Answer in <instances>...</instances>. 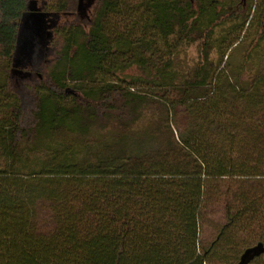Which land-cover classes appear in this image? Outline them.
<instances>
[{"label": "trees", "instance_id": "1", "mask_svg": "<svg viewBox=\"0 0 264 264\" xmlns=\"http://www.w3.org/2000/svg\"><path fill=\"white\" fill-rule=\"evenodd\" d=\"M74 3L46 5L75 19L26 106L3 69L28 0H0V264H238L264 244V0ZM133 66L147 76L116 74ZM151 109V134L127 132ZM108 120L120 134L80 155Z\"/></svg>", "mask_w": 264, "mask_h": 264}, {"label": "rangeland", "instance_id": "2", "mask_svg": "<svg viewBox=\"0 0 264 264\" xmlns=\"http://www.w3.org/2000/svg\"><path fill=\"white\" fill-rule=\"evenodd\" d=\"M37 5L41 11L45 12H50L47 7L53 3L54 0H36ZM45 4V7L43 5ZM94 3V2H93ZM46 5H48L46 7ZM91 7V6H90ZM90 7H88L84 15L82 16H87L90 13ZM77 0H75L74 3V12L77 13ZM75 19L74 14H57L56 16H50V20L55 22V26L53 29L51 28L50 30L52 31V38L47 39V41H43L44 44H34L31 48V51L24 52L25 50L20 47L19 52L17 51L18 44L16 51L13 55V59L11 60L9 66L3 71L5 72V80L7 82V87L8 90L11 91L12 93H15L17 97L25 104L26 106H32L34 104V97H35V87L39 85L40 82V71H44L46 67V63L50 59H53L55 56V50L59 46V41L60 38L56 35L55 33V28H59L63 25L68 26L71 24ZM36 40L34 39L33 42ZM22 45V42H20V46ZM23 49V50H22ZM241 53V52H240ZM243 54L244 51L242 52ZM215 53L212 52L211 57H215ZM199 58V51L195 48V46H191L185 51H183L178 59L179 61L184 65L188 66L193 64L197 59ZM235 59H238L237 61L240 60V54L238 53L237 55L233 56V60H231V65L230 68L234 66ZM259 61H260V70L264 72V50L260 52L259 54ZM249 67L251 68L252 65ZM258 67V66H257ZM179 68V66L177 67ZM230 71V70H229ZM253 72L254 70L249 69L247 72ZM120 78L129 81L131 77H146L147 75L143 73V71L139 70L136 67H130L123 72H117L116 73ZM252 78V76H249ZM242 80H246L247 77L246 75L243 74L241 77ZM126 85V83H124ZM19 91H18V90ZM134 91H139L142 93H145V91H149V87L144 85V83L138 84V86H135L133 88ZM262 91H264V87H261ZM150 94V93H149ZM69 101V100H68ZM151 110L147 111V115L145 118L140 122L141 124L137 126L131 127V129L127 132L131 133V135L135 134H142L141 132H146L145 134H148L151 130ZM190 117L181 110L178 111V113L172 117H170V124L171 128L173 130V134L177 136L179 131H182L185 129L189 122H190ZM149 128V129H148ZM153 129V126H152ZM120 134V130L118 128V125H116V120H108L105 125H100L97 124L93 129H91L85 136V142L86 144L84 146V149L79 152L80 155L85 154L86 152L90 151H96L103 149L104 143H109V141L113 140L114 138L117 137V135ZM162 134V133H161ZM55 139L58 140L59 142L62 143H72L73 144H78L75 137L73 135H67L63 132L58 133V135L55 136ZM79 147V146H78ZM86 149V150H85ZM89 154V153H88ZM215 231H211V229H208V231H204L202 234V238L204 239L205 242L209 243L211 239L214 237ZM206 244V243H204Z\"/></svg>", "mask_w": 264, "mask_h": 264}, {"label": "water", "instance_id": "3", "mask_svg": "<svg viewBox=\"0 0 264 264\" xmlns=\"http://www.w3.org/2000/svg\"><path fill=\"white\" fill-rule=\"evenodd\" d=\"M95 0H78L77 9L78 11H83L90 7ZM48 12H41L38 10L37 1L36 0H28L27 12L23 15L21 24L19 26V32L17 37L19 52L20 42L22 36V30L27 29L31 33L38 34L39 25L43 22L45 17L48 15ZM30 21V22H29ZM48 25L47 27H49ZM51 35V31H47V37ZM29 42V41H27ZM26 44V43H25ZM264 251V244L261 242L253 247H250L244 251L241 256V259L238 264H248L250 260H252L256 255H259Z\"/></svg>", "mask_w": 264, "mask_h": 264}, {"label": "flooded vegetation", "instance_id": "4", "mask_svg": "<svg viewBox=\"0 0 264 264\" xmlns=\"http://www.w3.org/2000/svg\"><path fill=\"white\" fill-rule=\"evenodd\" d=\"M38 7V5H37ZM38 10L41 11L38 7ZM41 12H45V11H41ZM83 13V11H80ZM45 17V19L43 20L42 23H40L39 25V31L38 34H34L31 33L29 30L24 29L22 30V36H21V42L22 45L20 46L21 48H23L25 51L24 52H28L31 51V48L33 46V43L35 44H44L43 41H47V39L52 38V31L50 30L51 28L53 29V27L55 26V22L50 20V16H56V14L54 13H50ZM30 22V21H29ZM48 25H50L49 27H47ZM47 31H51V35L49 37H47ZM36 40L35 42H33V40ZM29 41V42H27ZM26 43V44H25ZM22 49V50H23ZM20 54V51H19Z\"/></svg>", "mask_w": 264, "mask_h": 264}]
</instances>
